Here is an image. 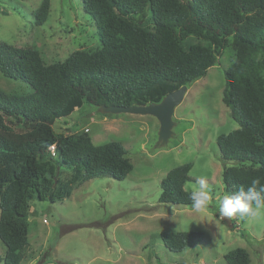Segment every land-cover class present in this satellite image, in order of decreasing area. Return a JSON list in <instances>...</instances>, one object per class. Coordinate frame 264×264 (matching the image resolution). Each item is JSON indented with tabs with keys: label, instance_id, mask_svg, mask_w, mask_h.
Instances as JSON below:
<instances>
[{
	"label": "trees",
	"instance_id": "16d2710c",
	"mask_svg": "<svg viewBox=\"0 0 264 264\" xmlns=\"http://www.w3.org/2000/svg\"><path fill=\"white\" fill-rule=\"evenodd\" d=\"M81 1L95 21L100 47L75 50L62 62L45 64L35 48L0 43V73L31 90L21 96L0 90L4 264H28L33 198L61 201L85 181L122 180L132 170L118 141L95 145L86 132L57 133L52 127L56 120L83 104L99 110L157 103L203 77L228 46L234 57L224 71L222 102L237 128L216 139L223 190H246L257 177L264 183V0ZM49 11L50 0H41L34 24L42 25ZM190 168L185 163L166 173L160 203L192 206L184 189ZM160 237L172 252L204 239L200 232L182 231ZM224 259L227 264L250 262L242 248Z\"/></svg>",
	"mask_w": 264,
	"mask_h": 264
},
{
	"label": "rangeland",
	"instance_id": "374dc122",
	"mask_svg": "<svg viewBox=\"0 0 264 264\" xmlns=\"http://www.w3.org/2000/svg\"><path fill=\"white\" fill-rule=\"evenodd\" d=\"M40 1L0 0V43L35 48L45 64L62 62L75 50L100 47L95 21L84 12L81 0H50L46 21L36 26L34 12ZM233 57V49L226 47L206 74L187 87L173 112V135L164 145L158 143L159 124L151 115L102 114L83 104L56 120L52 127L57 133L87 129L95 145L118 141L132 170L122 180L85 181L61 201L33 198L24 260L28 264H227L224 255L242 248L249 254V264H264V215L230 219L229 227L219 217L216 203L224 193L216 139L237 128L222 102L224 71ZM0 90L17 96L31 91L23 81L1 73ZM185 163H191L186 191L196 186V177L208 180L213 204L203 213L192 206L159 202L161 180ZM201 218L206 223L192 222ZM180 231L200 232L204 239L172 252L160 235ZM4 250L0 242V257Z\"/></svg>",
	"mask_w": 264,
	"mask_h": 264
},
{
	"label": "clouds",
	"instance_id": "9594fccd",
	"mask_svg": "<svg viewBox=\"0 0 264 264\" xmlns=\"http://www.w3.org/2000/svg\"><path fill=\"white\" fill-rule=\"evenodd\" d=\"M195 185L189 193V199L192 202V208L198 213H203L213 204V196L210 194L206 177H196ZM216 203L218 204L219 217L222 219L245 220L264 215V183H261L259 177L252 179L246 190L241 187L236 192L222 193ZM192 222L206 223L203 218Z\"/></svg>",
	"mask_w": 264,
	"mask_h": 264
},
{
	"label": "water",
	"instance_id": "95a60500",
	"mask_svg": "<svg viewBox=\"0 0 264 264\" xmlns=\"http://www.w3.org/2000/svg\"><path fill=\"white\" fill-rule=\"evenodd\" d=\"M187 91V86L183 85L177 90L166 94L159 102L150 103L147 105H131L128 107L120 106H101L99 108L102 114H118V113H133V114H146L156 118L159 124L158 129V143L164 145L168 139L173 135L172 128L175 122L172 119L173 112L176 106L182 101L184 94ZM232 227L230 218L222 219Z\"/></svg>",
	"mask_w": 264,
	"mask_h": 264
},
{
	"label": "built area",
	"instance_id": "2783aa9c",
	"mask_svg": "<svg viewBox=\"0 0 264 264\" xmlns=\"http://www.w3.org/2000/svg\"><path fill=\"white\" fill-rule=\"evenodd\" d=\"M87 131V129H84V132H86ZM51 150H53V146L51 147ZM52 155H54V153H52Z\"/></svg>",
	"mask_w": 264,
	"mask_h": 264
},
{
	"label": "crops",
	"instance_id": "0c3cea01",
	"mask_svg": "<svg viewBox=\"0 0 264 264\" xmlns=\"http://www.w3.org/2000/svg\"><path fill=\"white\" fill-rule=\"evenodd\" d=\"M5 251V250H4ZM4 251H3V253H2V256H3V254H4ZM2 256L0 257V258H2ZM30 264H32V263H30Z\"/></svg>",
	"mask_w": 264,
	"mask_h": 264
}]
</instances>
